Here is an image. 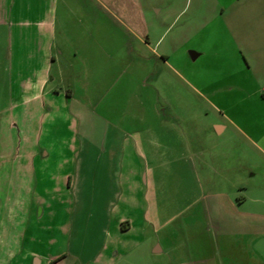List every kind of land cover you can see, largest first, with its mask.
I'll return each mask as SVG.
<instances>
[{
	"label": "rangeland",
	"instance_id": "1",
	"mask_svg": "<svg viewBox=\"0 0 264 264\" xmlns=\"http://www.w3.org/2000/svg\"><path fill=\"white\" fill-rule=\"evenodd\" d=\"M137 1L151 47L103 12L46 107L17 106L0 29V264H264V0Z\"/></svg>",
	"mask_w": 264,
	"mask_h": 264
},
{
	"label": "crops",
	"instance_id": "2",
	"mask_svg": "<svg viewBox=\"0 0 264 264\" xmlns=\"http://www.w3.org/2000/svg\"><path fill=\"white\" fill-rule=\"evenodd\" d=\"M70 1L77 3L69 8L68 0H0V29L7 37L8 27L13 28L10 30L8 55L5 57L9 59L4 70L7 71L6 80L9 87L14 95H17V106L34 101L46 107L45 97L51 91L47 90V87L52 68L54 64L61 63L70 46L73 45L75 54L81 58L82 65L79 71L85 72L87 67L86 61H83L85 59L82 58H90L94 60L93 62L97 60L100 49L97 35L98 37L100 35L98 32L101 31L103 12L113 16L131 35L151 47L144 6L140 5L139 1L95 0L94 4L89 5L87 0ZM74 15L81 17L79 22L74 21V25H70L69 20L76 19ZM84 15L91 18L89 25L92 26H86L82 19ZM8 16L15 17L7 19ZM88 28L91 30H87ZM70 29L80 31L76 32V44H72L68 37ZM189 54L195 60L203 52L189 49ZM159 56L165 60L168 58L165 53ZM60 71L62 72V69ZM67 94L73 96L74 92L70 89ZM226 128V125H216L219 134H223ZM124 225L128 227L126 223ZM22 260L21 264H45L44 257L38 256L36 252L27 251L22 254ZM50 263L52 261L48 260L47 264Z\"/></svg>",
	"mask_w": 264,
	"mask_h": 264
}]
</instances>
